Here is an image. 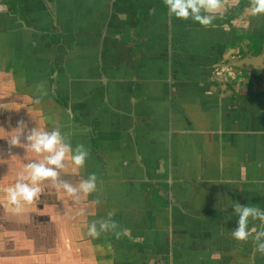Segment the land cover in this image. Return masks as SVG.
I'll list each match as a JSON object with an SVG mask.
<instances>
[{"label": "crops", "instance_id": "obj_1", "mask_svg": "<svg viewBox=\"0 0 264 264\" xmlns=\"http://www.w3.org/2000/svg\"><path fill=\"white\" fill-rule=\"evenodd\" d=\"M0 5V264H264L232 236L234 204L264 210V14L239 0L180 50L163 0ZM21 122L22 144L40 127L84 145L61 176L95 173L97 192L75 203L46 180L26 217L7 212L3 189L44 158L9 144ZM113 211L129 235L91 237Z\"/></svg>", "mask_w": 264, "mask_h": 264}, {"label": "clouds", "instance_id": "obj_2", "mask_svg": "<svg viewBox=\"0 0 264 264\" xmlns=\"http://www.w3.org/2000/svg\"><path fill=\"white\" fill-rule=\"evenodd\" d=\"M239 0H164L169 15L177 19L192 20L202 26L213 24L217 15L223 16L228 7L237 6ZM6 5H0V12L6 11ZM264 14V0H249V7L244 10L245 16H257ZM234 25L239 22L233 20ZM247 28L248 24L244 23ZM227 30V25H225ZM227 74V76H225ZM218 76L234 78L235 74L229 66H224ZM40 101L37 100L36 103ZM25 125L20 123L14 134L8 137L11 146H22L27 152L43 155L41 161H32L25 165V174H21L17 182L3 189L5 195V210L18 217H26L32 210L33 205L39 199L42 192L39 186L41 182L51 180L58 190L71 197L75 203H80L89 195L97 192V176L89 174L87 179H79L76 183L65 180L61 172L67 168L69 157L75 168H83L90 153L84 145H77L73 150L70 142L62 135L59 128L51 131L43 128H32L26 137V143L22 144ZM47 154V155H44ZM96 200L95 203H99ZM234 213L239 217L238 227L232 231V236L237 241H248L250 238L256 242V251L264 255V210L257 207L234 204ZM115 212L109 213V219L93 221L88 229V234L93 238H99L101 233L112 231L116 238L129 235V230L116 231L118 224L111 220ZM250 219L259 220L260 225L249 229ZM259 228V230H258ZM218 254H213L216 259Z\"/></svg>", "mask_w": 264, "mask_h": 264}, {"label": "flooded vegetation", "instance_id": "obj_3", "mask_svg": "<svg viewBox=\"0 0 264 264\" xmlns=\"http://www.w3.org/2000/svg\"><path fill=\"white\" fill-rule=\"evenodd\" d=\"M163 2H164V0H163ZM232 7H229L228 9H229V11H230V9H231ZM162 16H164V17H162L163 19L165 18V19H169V28H170V32H178V37H177V46H175L174 48L175 49H177V48H179L180 50L181 49H183V48H186V47H188L189 48V46H190V43H189V39H186V38H184V37H182V34L184 35V34H186V33H188L190 30H192V29H199L200 27H203L202 25L200 26V24H198V23H196V22H194V21H190V20H185L186 21V23L184 24V26L180 29L179 28V23L178 24H173V23H175V22H173V20L175 21V19H177L176 17H174V16H170L169 15V12H168V9H167V7H166V5L164 4V6H163V9H162ZM228 14H225V16H227ZM167 17V18H166ZM178 20V19H177ZM188 21V22H187ZM176 22H178V21H176ZM173 25H174V27H173ZM193 25V26H192ZM148 26L149 25H145V27H147L148 28ZM176 51V50H175ZM254 56L251 54V55H247L246 57H243V58H241V62H240V66L241 67H243V69H251L252 67H253V64H248L247 66H245L246 65V63H250V62H248L247 60H251L252 61V58H253ZM245 59V61L243 62V60ZM235 65H237V64H235ZM254 69H256V68H254ZM264 70V69H263Z\"/></svg>", "mask_w": 264, "mask_h": 264}, {"label": "rangeland", "instance_id": "obj_4", "mask_svg": "<svg viewBox=\"0 0 264 264\" xmlns=\"http://www.w3.org/2000/svg\"><path fill=\"white\" fill-rule=\"evenodd\" d=\"M176 20V19H175ZM173 22H175L174 20H173ZM178 23H179V28L181 29L183 26H184V24L186 23V21L185 20H183V19H178ZM174 24V23H173ZM193 26V25H192ZM173 27H174V25H173Z\"/></svg>", "mask_w": 264, "mask_h": 264}]
</instances>
